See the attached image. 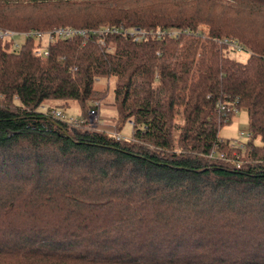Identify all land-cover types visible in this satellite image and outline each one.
Returning <instances> with one entry per match:
<instances>
[{"label":"trees","instance_id":"1","mask_svg":"<svg viewBox=\"0 0 264 264\" xmlns=\"http://www.w3.org/2000/svg\"><path fill=\"white\" fill-rule=\"evenodd\" d=\"M64 26L124 30L47 57L0 40V264H264V0H0V28ZM103 79L115 134L40 110L76 102L87 118ZM234 108L251 132L240 165L209 157L232 151Z\"/></svg>","mask_w":264,"mask_h":264},{"label":"built area","instance_id":"2","mask_svg":"<svg viewBox=\"0 0 264 264\" xmlns=\"http://www.w3.org/2000/svg\"><path fill=\"white\" fill-rule=\"evenodd\" d=\"M124 30L122 28L120 29H111V28H102L98 31L96 30H86V29H78L71 26H64V27H58L55 29H52L50 31L44 32L36 29H31L27 31H14L10 29H3L0 28V40L9 42L12 44L13 49H20L26 41L32 39L34 40L37 45L33 48V53L36 56L39 57H47L49 55V46L50 44L57 40V39H72L76 36H85L90 33H96L98 32L99 38L97 42L101 44L102 46L105 45V39L104 36L108 34L109 32H118ZM127 33V31H124ZM187 32V31H186ZM150 34V32H145L142 30H132L130 34H132L135 37V40H141L142 37H144L146 34ZM180 34L179 31L171 30V31H165L160 30L157 31L156 35L162 36V35H168L170 37H178ZM18 39H23L22 42H18ZM220 43L228 46L229 48L233 50H239L242 49V46L232 38H224L220 40ZM99 105V102L94 103L93 109L89 111L87 118H70L68 117L63 111L59 109H46L44 111L47 112V114L53 118L66 121L70 125L74 127H93L95 122L98 121V111L96 107ZM218 109L222 113H227L229 111V108L226 107L225 104L219 103ZM234 113H238V109H233ZM130 123L133 125V122L130 121ZM118 138H121V136L117 135ZM251 132L248 130L247 132L241 131L239 134V139L235 141H227L229 148L232 150L230 153L225 151H217L213 150L209 157L212 159H218L221 161H227L232 162L236 165H240L244 159L248 157V150L246 142L250 139Z\"/></svg>","mask_w":264,"mask_h":264},{"label":"rangeland","instance_id":"3","mask_svg":"<svg viewBox=\"0 0 264 264\" xmlns=\"http://www.w3.org/2000/svg\"><path fill=\"white\" fill-rule=\"evenodd\" d=\"M15 31V30H14ZM234 39V38H232ZM23 39H18V42H22ZM250 55V52L246 49H239V50H233V52H231V56L240 62H246L248 57ZM97 86L100 88L103 87H108L110 92H109V98H111L113 96V86H114V79H110V80H98L97 82ZM71 107L67 108V107H63V112L70 118H81V108L78 106V104L76 102H71ZM48 106H50V109H62V106L58 105L56 106L55 102H48L45 105H43L40 110H46L47 108H49ZM96 123V122H95ZM128 121L126 122V124L124 125L122 131H120V135L126 139H131L132 137V133H133V126L132 124L129 122V124H127ZM87 128V127H86ZM88 128H94L93 127H88ZM95 129V128H94ZM249 130V124H248V117H247V113L244 110H240L237 114H236V118L229 124H226L220 131V136L227 141H235L239 139V134L241 131H245L247 132Z\"/></svg>","mask_w":264,"mask_h":264},{"label":"crops","instance_id":"4","mask_svg":"<svg viewBox=\"0 0 264 264\" xmlns=\"http://www.w3.org/2000/svg\"><path fill=\"white\" fill-rule=\"evenodd\" d=\"M98 88L103 89L104 87L103 88L98 87ZM55 104L57 106L58 103H55ZM70 104H71V102L64 104V105H62V109H60V108H58V109L61 111H64L63 107L70 108L71 107ZM48 107H50V106H48ZM96 109L98 111V121L94 124V128L99 130V131L115 134L116 133V127L118 124V112H117L116 107L113 104V96L111 98H109V95H108V97L105 100H103L102 102H99V105L96 107ZM81 118H83L82 114H81ZM235 118H236V116L233 118V120ZM129 122L130 121H128L127 124H129ZM118 135L121 136L120 133H118Z\"/></svg>","mask_w":264,"mask_h":264}]
</instances>
